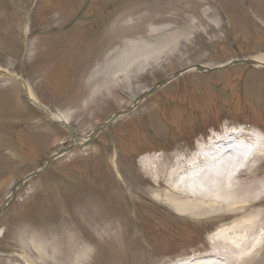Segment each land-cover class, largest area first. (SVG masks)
<instances>
[{"label":"rangeland","instance_id":"obj_1","mask_svg":"<svg viewBox=\"0 0 264 264\" xmlns=\"http://www.w3.org/2000/svg\"><path fill=\"white\" fill-rule=\"evenodd\" d=\"M233 61L244 63L224 66ZM131 106L18 189L0 216V264L209 253L231 218L178 216L154 198L143 160L186 157L227 129L264 140V0H0V205L49 156Z\"/></svg>","mask_w":264,"mask_h":264},{"label":"bare ground","instance_id":"obj_2","mask_svg":"<svg viewBox=\"0 0 264 264\" xmlns=\"http://www.w3.org/2000/svg\"><path fill=\"white\" fill-rule=\"evenodd\" d=\"M51 119L67 127L64 117ZM177 155L143 160L157 178L154 198L180 217H230L232 224L209 237V253L176 264L252 263L264 252V174L257 169L264 160V140L248 130L227 129L193 154Z\"/></svg>","mask_w":264,"mask_h":264},{"label":"water","instance_id":"obj_3","mask_svg":"<svg viewBox=\"0 0 264 264\" xmlns=\"http://www.w3.org/2000/svg\"><path fill=\"white\" fill-rule=\"evenodd\" d=\"M236 63H244L243 61H233V62H230L228 63L227 65H224V66H229V65H233V64H236ZM246 64L248 65H252L253 62H245ZM200 69V68H198ZM182 72H178V73H175L174 75H172L171 77H169L168 79L156 84L155 86L151 87L145 94L143 95H140L136 101H140L142 100L144 97L154 93L159 87L165 85L166 83H168L169 81L175 79L176 77H178ZM133 109V106L127 108L126 110L124 111H120L112 116H110L107 120H105L104 122H102L101 124H99L97 127H95L93 129V131L90 133V135L88 137H86L81 143H76L74 146L72 147H69L67 149H64V150H61L59 151L58 153L56 154H53L51 156H49L45 162V164L39 168L38 170L36 171H33L32 173L26 175L24 178L20 179L19 181H17L12 189H11V193L10 195L8 196V198H6L3 203L0 205V216L3 214V212L6 210V208L10 205L11 201L14 199V197L16 196V193L18 191V189L29 179L33 178V177H37L39 176L42 172H44L48 167L49 165L56 159H58L59 157L63 156L64 154L66 153H69L70 151H72L73 149L75 148H79V147H86L88 145H90L93 140L95 139V137L101 133V131L106 128L107 125H109L110 123L114 122L116 119L128 114L131 110ZM65 127V126H64ZM66 129H68L69 131H71V133L74 135L75 137V140L76 142L79 141V138L78 136H76L75 133L72 132V130L69 128V127H66Z\"/></svg>","mask_w":264,"mask_h":264}]
</instances>
